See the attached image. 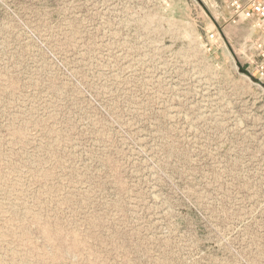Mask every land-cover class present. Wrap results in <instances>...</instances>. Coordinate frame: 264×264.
<instances>
[{
  "label": "rangeland",
  "instance_id": "obj_1",
  "mask_svg": "<svg viewBox=\"0 0 264 264\" xmlns=\"http://www.w3.org/2000/svg\"><path fill=\"white\" fill-rule=\"evenodd\" d=\"M199 1L0 0V264H264V80Z\"/></svg>",
  "mask_w": 264,
  "mask_h": 264
},
{
  "label": "built area",
  "instance_id": "obj_2",
  "mask_svg": "<svg viewBox=\"0 0 264 264\" xmlns=\"http://www.w3.org/2000/svg\"><path fill=\"white\" fill-rule=\"evenodd\" d=\"M231 16L228 23L250 26L252 36L248 38L247 48L243 55L250 62L255 74L264 80V0H230ZM207 44L214 47L217 43V33L207 31Z\"/></svg>",
  "mask_w": 264,
  "mask_h": 264
},
{
  "label": "crops",
  "instance_id": "obj_3",
  "mask_svg": "<svg viewBox=\"0 0 264 264\" xmlns=\"http://www.w3.org/2000/svg\"><path fill=\"white\" fill-rule=\"evenodd\" d=\"M229 1L230 0H200L199 2L203 11L212 14V19L215 21L216 25L228 26L231 25L228 23L231 16Z\"/></svg>",
  "mask_w": 264,
  "mask_h": 264
}]
</instances>
